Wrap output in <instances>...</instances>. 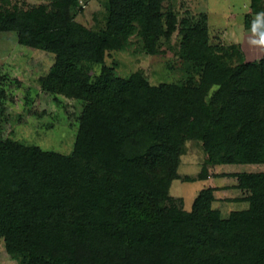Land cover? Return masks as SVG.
<instances>
[{"label":"trees","instance_id":"1","mask_svg":"<svg viewBox=\"0 0 264 264\" xmlns=\"http://www.w3.org/2000/svg\"><path fill=\"white\" fill-rule=\"evenodd\" d=\"M77 2L0 13V31L55 53L43 87L84 104L70 154L0 136L8 251L23 264H129L122 253L141 264H264V171L219 174L243 192L228 200L248 203L227 215L214 206L219 186L202 188L190 210L170 193L190 138L207 157L189 180L208 179L216 164L264 163V57L244 61L235 44L217 50L207 12L185 25L166 0H107L105 25L92 30L70 14ZM136 21L150 53L178 30L179 56L198 77L120 76L106 56Z\"/></svg>","mask_w":264,"mask_h":264},{"label":"rangeland","instance_id":"2","mask_svg":"<svg viewBox=\"0 0 264 264\" xmlns=\"http://www.w3.org/2000/svg\"><path fill=\"white\" fill-rule=\"evenodd\" d=\"M107 0H78L76 9L70 11L74 20L98 30L106 22ZM57 0H0V13L5 11H26L40 8L45 14L57 9ZM264 7V0L260 1ZM251 0H166L178 12L179 21L188 25L200 18L201 13L210 11L212 25L211 43L222 52L235 44L244 61H260L264 48L250 45V28L259 12H254ZM250 5V8H249ZM248 8V9H247ZM249 10V11H247ZM237 15L231 17V13ZM264 12V11H263ZM248 14V16H247ZM135 31L125 37L123 46L110 50L106 63L114 67L120 76L142 71L153 83L185 81L191 75L198 77L197 70L179 56L181 34L177 30L170 39L161 38L160 49L150 53L145 48L141 34V22L136 21ZM223 27L235 33L234 39H216ZM56 55L44 49L30 47L18 42L14 31H0V136L12 138L27 144H36L44 149L70 154L74 149L79 126V115L83 101L61 93H53L42 85V77L55 62ZM234 63L236 61L234 60ZM92 73L101 70L100 64L90 65ZM207 155L202 142L190 138L185 144L179 166V177L174 179L170 193L176 204L190 210L199 191L207 186H219L214 206L224 215L233 209L244 208L248 203L228 200L243 195L234 187V176L221 173L242 171H264V163H223L210 166L208 179L197 178ZM192 176V177H191ZM226 187V190L222 188ZM129 264H141L131 260L130 254L122 253ZM0 264H23L7 249L4 237L0 236Z\"/></svg>","mask_w":264,"mask_h":264},{"label":"clouds","instance_id":"3","mask_svg":"<svg viewBox=\"0 0 264 264\" xmlns=\"http://www.w3.org/2000/svg\"><path fill=\"white\" fill-rule=\"evenodd\" d=\"M250 35L254 38L247 40L248 44L264 48V12L256 14L251 23Z\"/></svg>","mask_w":264,"mask_h":264},{"label":"crops","instance_id":"4","mask_svg":"<svg viewBox=\"0 0 264 264\" xmlns=\"http://www.w3.org/2000/svg\"><path fill=\"white\" fill-rule=\"evenodd\" d=\"M251 4V3H250ZM249 8H250V5H249ZM248 9V8H247ZM247 11H249V10H247ZM208 13V16H209V25H210V11H208L207 12ZM237 15V13H235V12H232L231 13V17H235ZM210 29H211V31H212V25H210ZM230 29V28H229ZM229 29L228 28H226V27H223V29H221L220 31H219V33L216 35V39H225V37H227V39H234L235 38V33H231V34H229L230 33V31H229ZM229 32V33H228ZM223 190H226V187H223L222 188ZM218 191V190H217Z\"/></svg>","mask_w":264,"mask_h":264}]
</instances>
